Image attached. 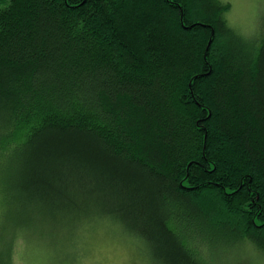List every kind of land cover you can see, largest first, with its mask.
<instances>
[{
  "label": "trees",
  "instance_id": "1",
  "mask_svg": "<svg viewBox=\"0 0 264 264\" xmlns=\"http://www.w3.org/2000/svg\"><path fill=\"white\" fill-rule=\"evenodd\" d=\"M229 8L0 0V264L98 227L149 264L264 254V24Z\"/></svg>",
  "mask_w": 264,
  "mask_h": 264
},
{
  "label": "rangeland",
  "instance_id": "2",
  "mask_svg": "<svg viewBox=\"0 0 264 264\" xmlns=\"http://www.w3.org/2000/svg\"><path fill=\"white\" fill-rule=\"evenodd\" d=\"M229 2L226 18L236 29L244 34L262 32L264 0ZM112 234L107 235L99 227L87 229L69 249L70 253L61 251L53 255L44 243H31L21 247L25 253L23 261L18 264H149L143 254L141 257L138 253L140 247L129 240L124 241L118 232ZM214 264H264V254L257 253L250 245H244L242 249L217 255Z\"/></svg>",
  "mask_w": 264,
  "mask_h": 264
}]
</instances>
